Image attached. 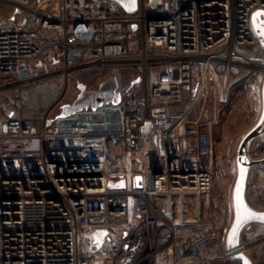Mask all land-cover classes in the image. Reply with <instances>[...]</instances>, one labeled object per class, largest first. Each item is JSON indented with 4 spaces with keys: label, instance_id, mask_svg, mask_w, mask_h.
Instances as JSON below:
<instances>
[{
    "label": "built area",
    "instance_id": "built-area-1",
    "mask_svg": "<svg viewBox=\"0 0 264 264\" xmlns=\"http://www.w3.org/2000/svg\"><path fill=\"white\" fill-rule=\"evenodd\" d=\"M83 1L0 0V93L22 106L35 81L81 73L115 78L120 94L118 104L66 118L28 116L20 104L0 112V264L248 258L264 236L245 243L255 224L247 222L228 250L213 137L193 114L213 91L227 105L256 75L262 95L264 47L252 19L264 0H138L134 13ZM245 135L227 150L237 155ZM249 154L264 159V140Z\"/></svg>",
    "mask_w": 264,
    "mask_h": 264
},
{
    "label": "rangeland",
    "instance_id": "rangeland-1",
    "mask_svg": "<svg viewBox=\"0 0 264 264\" xmlns=\"http://www.w3.org/2000/svg\"><path fill=\"white\" fill-rule=\"evenodd\" d=\"M83 2V0H76L78 6H81ZM105 77V75L100 74L85 75L76 73L73 74L68 81L67 78L61 74H53L49 77L41 78L26 89L28 91V99L22 102V106L18 100L11 97L9 92L0 93V112L3 110H17L20 104V109L22 108L24 113L28 116L48 112L50 118H54L59 113L61 105L72 103L77 97L79 93L77 83L85 84L87 90H96L99 84L105 80ZM128 80L131 81V77H128ZM254 81L255 80L251 79L245 85L254 83ZM250 85L248 87H250ZM240 90L231 96L229 104L224 108L226 113L224 116H219L218 112H215L216 109L212 106L213 101L210 98L203 102L198 109V111H200L201 107H203L204 120H202L201 125L203 129H207L209 122L215 119L216 128L213 130V139L214 146L219 150L218 153L221 157V161L216 160V169L213 170L214 199L221 210L218 216L219 225L226 223L229 224V228L235 216V205L232 194L235 185L233 181L235 175L229 178L232 164L231 156L234 154V148L231 147V149L227 151L229 142L222 136L224 134V136L228 137L227 139L230 137H237L239 139L242 132L250 131L260 122L264 113V105L262 107L250 88H246V100H238L237 104L240 105V107H237L235 104L236 96L237 94H241ZM214 112L217 113L215 117L213 116ZM223 125L227 127L224 131H222ZM153 185V180H150V187L153 188ZM247 198L251 207L259 211H264L263 167H254L250 170ZM173 261L175 264V262L180 261V259L175 257ZM177 264L186 263L178 262Z\"/></svg>",
    "mask_w": 264,
    "mask_h": 264
},
{
    "label": "water",
    "instance_id": "water-1",
    "mask_svg": "<svg viewBox=\"0 0 264 264\" xmlns=\"http://www.w3.org/2000/svg\"><path fill=\"white\" fill-rule=\"evenodd\" d=\"M107 1L114 2L126 13H134L138 8V0H135V4L131 8L126 6L127 0H120V2H118V0H107ZM257 13H264V12L258 11L253 15V19H252L253 26H254V16H256ZM262 21H264V16L263 18H261V16L258 17L256 24L259 25L260 22ZM254 28L264 47V35H261L258 32L256 26H254ZM137 82H139V80H136L133 83L135 84ZM117 88H118V82L115 78H108L102 81L96 90H87L85 84L77 83V89L79 91L77 97L74 99L72 103L61 105L60 111L57 114L56 118L70 117L79 111L85 109H96L105 103L118 104L120 101V94L118 93ZM263 101H264V84H263ZM50 123L51 121L48 122V124ZM257 138H261L264 140V113L260 122L245 135L238 148V152H237L238 177L233 190L235 218L228 234L227 247L229 251L234 250L238 247L239 231L245 223L247 222L264 223V220H261L259 218L246 219L242 217L241 218L242 222L239 225L237 224V219H238V207H237V199H236L237 190H240L242 201L247 206V208L250 209L253 213H255L256 217H264V211H259L251 207L246 197L247 179L250 169L254 166L264 167V159L253 160L249 154L250 145ZM139 180H140L139 178H136L137 182ZM121 187H124V183H121ZM245 220L246 222H244ZM105 235H106L105 231L102 230L96 231L95 242L101 245L104 241ZM97 249H98V245H95L91 248L92 251H96ZM234 258L241 260L243 264H252L249 258H247L245 255L241 253L237 254Z\"/></svg>",
    "mask_w": 264,
    "mask_h": 264
},
{
    "label": "crops",
    "instance_id": "crops-1",
    "mask_svg": "<svg viewBox=\"0 0 264 264\" xmlns=\"http://www.w3.org/2000/svg\"><path fill=\"white\" fill-rule=\"evenodd\" d=\"M251 79H253V80H255L254 81V83H249V85H250V87H248L249 85H245V84H247V82L249 81V80H251ZM262 79H261V77H259L258 75H256V76H253V77H251L250 79H248L247 81H245L244 83H242V84H240V85H238L233 91H232V93H231V95H230V100H231V96H233L238 90H240L241 91V94H237V96H236V106L238 107H240V105H238L237 103H238V100H246V98H247V93H246V88H250V90H252V92H253V94L256 96V98H257V100L261 103V105H262V107H263V105H264V101H263V93H262V95L260 94V93H258L255 89L259 86V85H261L262 84V81H261ZM264 84V83H263ZM244 87V88H243ZM246 87V88H245ZM262 88H263V85H262ZM208 98H210V99H212V101H213V103H212V106H214L215 107V109H216V111L215 112H218V114H219V116H224V115H226V113H225V107H227V105L229 104V102H228V104L227 105H224V106H222L220 103H219V95H218V93L216 92V91H213L209 96H208ZM207 98V99H208ZM201 111V110H200ZM198 111V109L195 111V113L193 114V118L195 119V118H200V120H204V116H203V114H204V112L203 111ZM213 113V116L215 117L216 115H217V113ZM234 112V111H233ZM263 116V115H262ZM261 120V119H260ZM257 124V123H256ZM215 125H216V123H215V119H213V120H211V122H209V124H208V128L206 129V130H208L210 133H211V135H212V137H213V130H215ZM255 127V126H254ZM253 127V128H254ZM226 126L225 125H223V130L222 131H224V130H226ZM252 128V129H253ZM251 129V130H252ZM250 130V131H251ZM249 132V131H248ZM248 132H242L240 135H242V134H247ZM225 133V132H224ZM239 135V136H240ZM224 139H226L228 142L232 139V140H234V141H238V138L237 137H230L229 139H227L228 137L227 136H224V134H223V136H222ZM237 138V139H236ZM213 142H214V139H213ZM229 146V145H228ZM226 148H227V145H226ZM232 148H235V147H232ZM228 149V148H227ZM218 151L219 150H217L216 149V147L214 146V148H213V154H212V157H211V159H210V161H209V166H210V168L212 169V171L213 170H215L216 169V160H219V161H221V157H220V155H219V153H218ZM228 151V150H227ZM234 151V154L231 156V161H232V164H231V172H230V174H229V178H232V176H234V182L236 183V181H237V177H238V166H237V155H236V152H235V149L233 150ZM254 167H262V166H254ZM254 167H252V168H254ZM251 168V169H252ZM264 168V167H263ZM250 169V170H251ZM233 172V173H232ZM249 173H250V171H249ZM248 177H249V174H248ZM235 186V185H234ZM233 190H234V188H233ZM247 191H248V179H247V187H246V197H247ZM233 194V193H232ZM247 201H248V198H247ZM249 203V202H248ZM234 218H235V216H234ZM233 221H234V219H233ZM233 221H232V223H233ZM225 224V225H224ZM224 224H222L221 226H223V227H229L228 225L229 224H226V223H224ZM232 225V224H231ZM262 236H264V223H260V222H255V224H254V230L250 233V234H248L245 238H244V242L245 243H248V242H250V241H253V240H255V239H258V238H260V237H262ZM260 250H263V251H260ZM248 258H249V260L251 261V263L252 264H264V245H262V246H260V247H256V248H254L253 250H250V252L248 253ZM175 259V257L173 256L172 257V259H171V261H170V263L169 264H174V260ZM178 262H180V263H183V262H185L186 263V260L185 259H180V261H176L175 262V264H177ZM236 264H242V261H239V262H236Z\"/></svg>",
    "mask_w": 264,
    "mask_h": 264
},
{
    "label": "snow or ice",
    "instance_id": "snow-or-ice-1",
    "mask_svg": "<svg viewBox=\"0 0 264 264\" xmlns=\"http://www.w3.org/2000/svg\"><path fill=\"white\" fill-rule=\"evenodd\" d=\"M118 2H120V0H118ZM134 4H135V0H127L126 6L131 8L134 6ZM260 16H264V13H257L256 16H254V26L257 27V30L261 35H264V21L260 22L259 25L256 24V21ZM236 199H237V207H238V219H237L238 225L242 222L241 220L242 217L246 219L259 218L261 220H264V217H256V214L247 208V206L242 201L240 190H237ZM244 222H246V220Z\"/></svg>",
    "mask_w": 264,
    "mask_h": 264
}]
</instances>
